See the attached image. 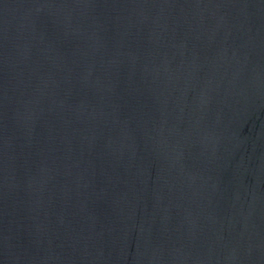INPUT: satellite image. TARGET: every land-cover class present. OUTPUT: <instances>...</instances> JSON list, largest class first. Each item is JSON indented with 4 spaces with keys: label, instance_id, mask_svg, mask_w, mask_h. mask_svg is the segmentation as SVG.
<instances>
[{
    "label": "water",
    "instance_id": "95a60500",
    "mask_svg": "<svg viewBox=\"0 0 264 264\" xmlns=\"http://www.w3.org/2000/svg\"><path fill=\"white\" fill-rule=\"evenodd\" d=\"M0 264H264V0H0Z\"/></svg>",
    "mask_w": 264,
    "mask_h": 264
}]
</instances>
